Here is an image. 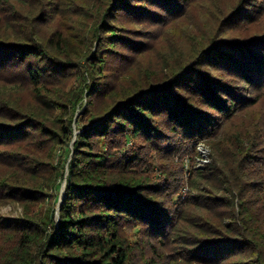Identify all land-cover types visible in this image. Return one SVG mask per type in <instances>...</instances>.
<instances>
[{
	"label": "trees",
	"instance_id": "1",
	"mask_svg": "<svg viewBox=\"0 0 264 264\" xmlns=\"http://www.w3.org/2000/svg\"><path fill=\"white\" fill-rule=\"evenodd\" d=\"M97 1L83 14L92 26L69 36L56 24L64 11L83 16L76 3L0 0V202L23 208L0 215V264H264L263 142H212L186 206L174 205L183 164L162 162L193 158L260 102L264 33L230 31L256 21L264 0H239L186 63L119 94L105 65L130 40L116 34L120 18L159 24L193 0Z\"/></svg>",
	"mask_w": 264,
	"mask_h": 264
},
{
	"label": "rangeland",
	"instance_id": "2",
	"mask_svg": "<svg viewBox=\"0 0 264 264\" xmlns=\"http://www.w3.org/2000/svg\"><path fill=\"white\" fill-rule=\"evenodd\" d=\"M238 1L193 0L182 15L170 19L166 18L159 24H154L151 20L135 21L128 17H121L120 22L127 29L126 31H117L116 34L126 36L131 41L129 39L121 40L120 45L115 47L117 49L114 53L109 55L105 65L106 81L119 94L123 88L127 89L146 84L151 82V80L162 78L169 72V69L179 68L195 52L193 46L199 47L201 44L207 43L209 38L222 27V20L237 5ZM66 2L71 4L69 10L76 3L78 9L75 6V12L81 15L92 10L95 11V7L99 5L97 0H66ZM64 12V15L62 13L61 22H57L56 26L63 30L66 29L69 36H78L77 32L83 33L84 26L88 29L93 24V21L90 18L85 19L84 15L80 17L74 13L75 15L70 17L66 11ZM223 28H226V25ZM230 32L234 35L264 33V12L259 14L256 21L250 23V25ZM69 82L73 83V78H70ZM260 92L262 94L261 100L257 105L243 110V112L227 123L224 129L226 137L223 135L224 138L220 137L210 142L200 141L197 145V154L193 158L186 154L181 159L179 155H182V153H177L171 160L162 161L169 166L173 164L178 167L182 164L184 166V172L178 175V178H181V182L178 192L174 196L175 206L180 204L186 206L189 197L196 193V190L191 186V179L194 171L203 169L210 164L212 160V142L214 144L220 143L223 148L224 141L231 139L232 134L241 133L243 135L255 134L264 144V88ZM109 102V99L103 100L101 98L97 104L99 106L98 109L105 106L104 103ZM79 105L75 113V120L84 119L83 113L87 106L86 97ZM75 133H78L76 127ZM65 184L66 181L62 183L58 193L56 222H58V203L61 199L62 190L65 189ZM184 188L187 191L183 195ZM48 202L46 200L45 204L35 207V212L39 215L43 214ZM22 213L23 208L20 205L0 202L1 216H18Z\"/></svg>",
	"mask_w": 264,
	"mask_h": 264
},
{
	"label": "water",
	"instance_id": "3",
	"mask_svg": "<svg viewBox=\"0 0 264 264\" xmlns=\"http://www.w3.org/2000/svg\"><path fill=\"white\" fill-rule=\"evenodd\" d=\"M63 200H64V189L62 190V195H61V199H60V201L58 203V206H60L62 204Z\"/></svg>",
	"mask_w": 264,
	"mask_h": 264
},
{
	"label": "built area",
	"instance_id": "4",
	"mask_svg": "<svg viewBox=\"0 0 264 264\" xmlns=\"http://www.w3.org/2000/svg\"><path fill=\"white\" fill-rule=\"evenodd\" d=\"M186 191H187L186 188H184V190H183V195L186 193Z\"/></svg>",
	"mask_w": 264,
	"mask_h": 264
}]
</instances>
